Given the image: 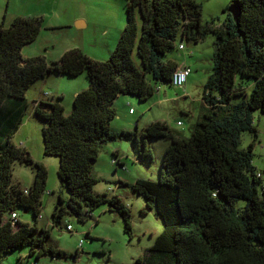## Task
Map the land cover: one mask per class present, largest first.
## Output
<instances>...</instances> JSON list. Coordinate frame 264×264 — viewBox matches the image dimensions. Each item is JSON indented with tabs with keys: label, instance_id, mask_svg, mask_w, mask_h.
Returning <instances> with one entry per match:
<instances>
[{
	"label": "trees",
	"instance_id": "obj_1",
	"mask_svg": "<svg viewBox=\"0 0 264 264\" xmlns=\"http://www.w3.org/2000/svg\"><path fill=\"white\" fill-rule=\"evenodd\" d=\"M233 4L239 7L236 18L228 10ZM126 11L124 28L106 59L92 58L79 47L66 50L58 61L25 57L22 47L39 35L40 17L18 15L8 25L0 22V264L7 253L23 247L36 258L67 255L46 242L48 228L20 220L16 211L31 208L35 216L40 214L47 179L45 165L12 141L31 83L51 71L70 76L85 71L89 79L69 112L58 100L35 101L34 113L45 123L43 152L59 158L57 173L68 191L66 197L59 194L51 225L60 226L65 214L84 221L107 202L129 232L130 212L119 196L93 192V162L104 145L133 134L110 128L117 115L113 103L121 94L147 100L160 83L172 85L179 63L165 58L167 51L177 46L178 37L197 43L209 33L216 34L212 71L190 136L156 120L143 128L140 141L135 138L138 155L149 160L152 139L169 144L158 179L138 178L131 184L164 223L154 243L132 264H264V184L252 164L253 142L238 148L242 132L256 136L253 111L264 113V0H229L222 20L218 16L206 22L196 0H130ZM237 74L250 80L248 85L236 83ZM248 86V98L232 103V97L247 94ZM17 160L36 169L27 191L11 182Z\"/></svg>",
	"mask_w": 264,
	"mask_h": 264
},
{
	"label": "rangeland",
	"instance_id": "obj_2",
	"mask_svg": "<svg viewBox=\"0 0 264 264\" xmlns=\"http://www.w3.org/2000/svg\"><path fill=\"white\" fill-rule=\"evenodd\" d=\"M130 0H0V22L8 25L14 17L24 12L43 11L39 15L41 30L39 35L22 48L25 57L43 55L48 62L58 61L62 54L73 47H81L85 53L97 59H106L114 49L127 19L126 5ZM202 5V22L211 17L222 20L223 9L229 0H196ZM82 24L78 25L77 21ZM215 33H209L197 44L180 40L185 48L177 46L165 54V58L181 55L189 62L191 72L187 77L186 87H177L169 83H160V88L147 100L140 101L134 95H123L115 99L113 105L117 115L111 120V127L116 131H131L133 134L110 143L106 150H101L93 162V175L96 181L93 192L105 194L107 198L118 195L122 203L129 209L131 230H124V220L115 210H111L107 202L96 206L84 221L75 215L65 214L60 226L51 225V214L59 194L66 197L68 191L58 176L59 158L43 152L42 127L44 120L34 113L35 101L43 98L49 101L58 100L69 112L73 106L74 96L89 85L85 71L74 75L48 72L44 77L31 83L25 93L26 107L22 120L12 136V141L23 145L32 159L41 162L47 169L45 191L41 195L42 208L35 216L32 209L24 212L17 208L19 217L36 223L39 227L49 229L46 238L48 244L64 250L66 256L52 257L34 254L27 256L28 248L23 247L7 253L2 264H132L134 260L154 243L156 236L164 227L162 219L154 207L147 208L145 198L131 187L136 179L157 180L160 162L167 139H152L155 143L153 159L140 157L137 153L135 132L153 121H167L170 127L178 129V134L190 136L194 123L199 118L202 107V89L209 73L212 71V57ZM111 46H108L109 44ZM110 47V48H109ZM236 83L243 81L248 85L250 80L237 74ZM247 94L232 97L231 102L237 103L248 98ZM135 111L129 113L130 109ZM183 109L189 111H183ZM180 120L182 125H178ZM253 122L256 136L251 131L240 135L238 148L247 149L252 144V164L255 172L261 173L264 184V113L253 111ZM193 123V124H192ZM193 125V126H192ZM140 139V136H139ZM140 141V140H139ZM122 149L120 161H113V149ZM117 158V157H116ZM35 167L15 161L11 173V182L22 187L29 186L35 176ZM261 191V188L259 187ZM49 191V192H47ZM70 223L71 231L66 229Z\"/></svg>",
	"mask_w": 264,
	"mask_h": 264
},
{
	"label": "crops",
	"instance_id": "obj_3",
	"mask_svg": "<svg viewBox=\"0 0 264 264\" xmlns=\"http://www.w3.org/2000/svg\"><path fill=\"white\" fill-rule=\"evenodd\" d=\"M43 10L42 9H38V11H29V9H27L26 10V12H24V14H26V16H32V15H34V14H36V15H39V14H41V12H42ZM19 15H21V14H19ZM36 17H39V16H36ZM77 23H78V25H80V24H82V21L81 20H78L77 21ZM203 41V40H202ZM201 42V41H200ZM197 43H199V42H197ZM197 43H195V44H197ZM181 43H178V45H177V47L179 48V45H180ZM108 46H111L110 45V43L109 44H107ZM78 47V46H77ZM23 48V47H22ZM79 48H81V47H79ZM110 48V47H109ZM185 48V46L183 45V48H180V49H184ZM82 49V48H81ZM83 50V49H82ZM213 50H214V47H213ZM84 51V50H83ZM85 52V51H84ZM214 52V51H213ZM87 54V53H86ZM88 55V54H87ZM90 57H92L91 55H89ZM173 58H175L176 59V61L179 63V65H181V64H187V65H189V62L188 61H186V59L185 58H183L181 55H179V57H175V56H172ZM92 58H94V57H92ZM212 61V60H211ZM191 68V67H190ZM209 75H210V73H209ZM208 75V76H209ZM188 82V80H186V82H185V84ZM185 87L187 86V85H184ZM123 95L124 94H121V95H119L117 98H119V97H123ZM116 98V99H117ZM43 100H45V101H47V100H49V99H45V98H43ZM202 103H203V100H202ZM183 111H187L188 112V115H189V111L188 110H185V109H183ZM129 113H131V114H134L135 113V111L133 110L132 112H130V110H129ZM177 122H180V124H178V125H182V122L180 121V120H178ZM111 123V122H110ZM137 124H138V130L135 132V138H136V140L137 141H139L140 139H139V136H140V138H141V131L143 130V128L146 126V125H143V127L142 128H140V119H138V121H137ZM193 124V123H192ZM195 124V123H194ZM193 126V125H192ZM110 128L112 129V130H115V129H113L112 127H111V125H110ZM171 129L175 132V133H177L178 134V132H180L178 129H176V128H173V127H171ZM116 131V130H115ZM110 143H114L113 141H111V142H108L107 144H105L104 145V147H103V150H106L107 149V147H108V145L110 144ZM152 144L153 145H155V143L152 141ZM23 146V145H22ZM24 147V146H23ZM26 148V147H25ZM123 153H122V149L120 148V147H115L114 149H113V155L115 156V157H117V158H120V155H122ZM120 160V159H119ZM121 162V164H122V162L123 161H120ZM31 185V184H30ZM29 186H27V187H23V188H28ZM20 220H22V221H28V220H26V219H22V218H20ZM29 222V221H28Z\"/></svg>",
	"mask_w": 264,
	"mask_h": 264
},
{
	"label": "built area",
	"instance_id": "obj_4",
	"mask_svg": "<svg viewBox=\"0 0 264 264\" xmlns=\"http://www.w3.org/2000/svg\"><path fill=\"white\" fill-rule=\"evenodd\" d=\"M179 48H183V44L181 43L179 45ZM191 72V68L190 66H188L187 64H181V65H178L174 70H173V73L171 75V83L172 85L174 86H177V87H184L185 85V82L187 80V77L189 76ZM133 109L131 108L130 109V112H132ZM178 124H180V122H178ZM113 161L117 164H121L120 160L118 158H113ZM25 191H27V188H24ZM49 192V191H47ZM11 217H12V220H13V224L16 223L17 221V214L15 212H12L11 214ZM66 229L68 231H71L73 229L72 225L70 223H68L66 225Z\"/></svg>",
	"mask_w": 264,
	"mask_h": 264
},
{
	"label": "water",
	"instance_id": "obj_5",
	"mask_svg": "<svg viewBox=\"0 0 264 264\" xmlns=\"http://www.w3.org/2000/svg\"><path fill=\"white\" fill-rule=\"evenodd\" d=\"M228 10L232 13L234 18L239 14V7L236 4L231 5ZM24 212H26V210H24Z\"/></svg>",
	"mask_w": 264,
	"mask_h": 264
}]
</instances>
